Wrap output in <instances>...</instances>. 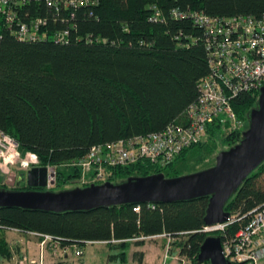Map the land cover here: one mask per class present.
Segmentation results:
<instances>
[{
  "label": "trees",
  "instance_id": "trees-1",
  "mask_svg": "<svg viewBox=\"0 0 264 264\" xmlns=\"http://www.w3.org/2000/svg\"><path fill=\"white\" fill-rule=\"evenodd\" d=\"M97 1L95 6L65 11L69 13L64 25L70 24L65 41H19L8 31L0 32V133L11 137L21 154L34 153L37 166H53L52 187L58 190L80 177L73 162L91 146L187 121L186 108L198 98V82L209 72L203 29L190 20L152 22L151 4L164 11L189 7L214 16L258 18L264 14V0ZM44 9V13L49 11ZM258 93L242 92L231 100L239 127L213 122L204 140L183 149L170 162L161 165L142 158L108 167L106 181L171 170L188 149L208 140L225 142L227 148L234 145L248 125L247 114L256 105ZM23 188L27 186L18 189ZM207 205L208 196L87 211L0 207V230L48 234L58 238L60 247L75 244L84 249V241H101L117 250L108 260L120 262L125 261L124 250L130 243L141 246L146 238L168 233L176 237L181 254L194 263L207 235H218L221 240L233 236L245 221L235 220L223 231L206 232ZM257 206L264 207V162L242 182L224 209L235 219ZM0 255L10 257L3 240ZM133 255L141 264L143 252Z\"/></svg>",
  "mask_w": 264,
  "mask_h": 264
},
{
  "label": "built area",
  "instance_id": "built-area-1",
  "mask_svg": "<svg viewBox=\"0 0 264 264\" xmlns=\"http://www.w3.org/2000/svg\"><path fill=\"white\" fill-rule=\"evenodd\" d=\"M97 3V0H0V32L8 31L19 41H65L70 27V24L64 25L68 19L66 14L69 13L65 11L95 6ZM37 4L38 6L32 7ZM44 7H48L49 11L44 13ZM150 8L149 20L152 22H164L168 18L190 20L203 29L202 38L209 72L198 82V98L186 108V122H172L164 129L147 135L93 145L84 156L74 161L73 165L80 169L79 179L84 184L103 183L107 179L108 167L128 165L142 158L156 164H166L183 149L204 140L207 126L213 122L221 125L229 123L231 128L239 127L240 122L231 108V100L242 92H259V88L264 85V14L258 18L250 15L226 17L209 15L189 7L173 6L164 11L156 4H151ZM69 15L73 18L74 11ZM0 135L7 143L5 151L0 148V158L4 165L7 160L17 158L19 165L26 170L37 166L38 160L34 153L27 152L20 157L19 152L15 151L17 143L8 135ZM46 167L47 188H50L55 182V169L53 166ZM243 219V225L233 236L221 240L222 251L231 263L258 264L264 258L263 206H257L238 218L204 226L203 230L223 231L233 221ZM0 227L2 228L1 225ZM26 234L40 238L37 256L29 259L26 264H45L46 251L55 256L72 247L76 257L83 254V246L74 244L60 247L58 238L51 235L33 231ZM153 237L165 239L160 264H189L190 260L181 254L179 245L174 243L176 237L168 233ZM94 243L104 242L87 240L83 245Z\"/></svg>",
  "mask_w": 264,
  "mask_h": 264
},
{
  "label": "water",
  "instance_id": "water-1",
  "mask_svg": "<svg viewBox=\"0 0 264 264\" xmlns=\"http://www.w3.org/2000/svg\"><path fill=\"white\" fill-rule=\"evenodd\" d=\"M248 125L234 145L220 150L212 166L192 173L166 177L163 173L129 176L118 182L90 183L84 187L50 190L48 168L32 166L25 178L27 189L0 187V207H20L51 212L92 210L122 204L171 203L208 196L204 225L230 218L224 207L248 175L264 162V85L256 105L247 114ZM52 183V182H51ZM195 263L243 264L229 262L218 235H207Z\"/></svg>",
  "mask_w": 264,
  "mask_h": 264
},
{
  "label": "rangeland",
  "instance_id": "rangeland-1",
  "mask_svg": "<svg viewBox=\"0 0 264 264\" xmlns=\"http://www.w3.org/2000/svg\"><path fill=\"white\" fill-rule=\"evenodd\" d=\"M247 128V127H246ZM244 128V129H246ZM9 137V136H8ZM7 143L4 141L3 137L0 135V148L5 151ZM227 145L225 142L217 141L214 142L212 140H208L203 146H194L186 151L183 157L178 158L174 164L173 169L165 168L163 169V173L170 177L174 175H184L188 173H192L198 170H202L212 166L215 162L216 154L222 150L226 149ZM15 151L19 152L20 157H23V154L19 151L18 147ZM10 159V158H9ZM7 164L4 165L3 159L0 158V186L5 187L10 190L18 189L21 187H26V179L22 180L17 184L18 176H26V169L19 165L17 158H13V160H7ZM10 161H13L10 163ZM61 169H66L64 167H60ZM70 170L71 169H66ZM90 178L88 174L87 179ZM84 183L79 178H74L73 180L67 182L62 188L69 189L74 187H82ZM53 187H50L51 189ZM61 188V189H62ZM54 190H58V188H53ZM40 240L39 237L34 235H22L17 234L9 230H0V240H3L6 243L7 248L10 251V257H2L0 255V264H26L28 263V258H25V254H23L22 247L19 245H24L25 240ZM145 243L142 246H136L134 243H130L127 248H125V261L120 262L112 261L108 264H137L136 256L133 254L136 251H142L144 253V261L143 264H159L161 257L163 255V243L164 239L162 237L158 238H146ZM133 242V241H131ZM70 249V250H69ZM68 250V254L72 255L71 247ZM85 260L84 264H105V259L107 254L116 253L117 250L109 249L106 244L103 243H94L88 244L85 246ZM31 258V257H30ZM71 260L73 264H79L78 257L71 256ZM258 264H264V258L259 261Z\"/></svg>",
  "mask_w": 264,
  "mask_h": 264
},
{
  "label": "crops",
  "instance_id": "crops-1",
  "mask_svg": "<svg viewBox=\"0 0 264 264\" xmlns=\"http://www.w3.org/2000/svg\"><path fill=\"white\" fill-rule=\"evenodd\" d=\"M25 235H28V234H25ZM152 238H158V237H152ZM38 243H39V239L36 240V241L27 239V240H25V244L24 245H21V244L19 245V247L20 248L22 247V249L24 250L23 254H25V258L32 259V258H35L37 256L38 249H39V244ZM164 243H165V241H164ZM164 243H163V246H164ZM163 246H162V249H163ZM84 249H85V247H84ZM84 249H83V254L80 257H78L79 264H84V260H85L84 259L85 258V256H84L85 255V250ZM69 250H67L63 254H58V255H55V256L51 255L50 252L46 251L45 264H73V261L71 260V256H75L74 253H73V248L71 247L72 255L68 254ZM108 255L109 254H107V256H105L106 257L105 264H108V263L112 262V261L108 260V258H107ZM144 257L145 256H144V253H143L141 264H143ZM161 260H162V257H161ZM161 260H160V263H161Z\"/></svg>",
  "mask_w": 264,
  "mask_h": 264
},
{
  "label": "flooded vegetation",
  "instance_id": "flooded-vegetation-1",
  "mask_svg": "<svg viewBox=\"0 0 264 264\" xmlns=\"http://www.w3.org/2000/svg\"><path fill=\"white\" fill-rule=\"evenodd\" d=\"M28 170V169H27ZM27 170H25V171H27ZM23 177H24V175H23ZM24 180V179H23ZM23 189H27V188H23Z\"/></svg>",
  "mask_w": 264,
  "mask_h": 264
}]
</instances>
